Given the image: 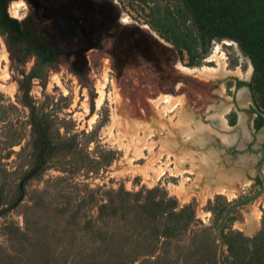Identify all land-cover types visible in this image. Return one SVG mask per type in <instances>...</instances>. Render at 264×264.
<instances>
[{
	"label": "rangeland",
	"instance_id": "1",
	"mask_svg": "<svg viewBox=\"0 0 264 264\" xmlns=\"http://www.w3.org/2000/svg\"><path fill=\"white\" fill-rule=\"evenodd\" d=\"M10 1L0 0V264H219V220L231 203L262 185L256 171L264 141L259 60L233 39L201 41L179 0H23L17 18L6 11ZM62 15L71 29L67 37L56 31L67 25ZM214 52L223 53L230 68L251 67L250 77L205 80L175 65H214L206 60ZM221 84L230 101L219 94ZM241 86L246 107L235 99ZM162 94L170 95L162 104L177 103L162 118L172 122L183 96L196 119L206 117L209 104L213 112L230 102L244 113L251 138L236 127L230 145L215 134L200 144L165 126L147 138L155 147L137 159L126 152L115 114L158 127L150 98ZM226 117L236 124L234 109ZM33 122L46 125L49 150L41 162L31 142ZM160 139L174 141L176 154L218 150L215 166L233 184L198 159V180L196 173L167 170L156 178L150 166L168 161L164 155L149 163ZM182 179L192 190L185 198L177 193ZM218 184L233 192L210 193L208 186ZM263 201L264 190L227 214L224 264H264ZM254 207L259 218L248 231L242 225Z\"/></svg>",
	"mask_w": 264,
	"mask_h": 264
},
{
	"label": "bare ground",
	"instance_id": "2",
	"mask_svg": "<svg viewBox=\"0 0 264 264\" xmlns=\"http://www.w3.org/2000/svg\"><path fill=\"white\" fill-rule=\"evenodd\" d=\"M206 60L213 61L214 65L204 64L201 67H192V68L183 66L180 62H177L175 65L180 70V72L182 71L187 74H194L197 76L202 75L205 80H211L215 78L223 79L231 74L236 75L240 78L248 79L251 75V71H252L251 67H248L244 71L241 69L240 66H236L234 68L228 67L227 62L224 59L223 53L218 54L214 52ZM179 86L180 83H177L176 88H178ZM103 87L104 84H102V88L100 90L99 101H101L102 94L104 93ZM245 90H246L245 86H241L236 90L235 99L238 105L241 107H246L247 105L245 100ZM218 91L219 94L223 96L226 100L230 101L232 99L230 95L228 94L225 95L224 84L220 85ZM169 96L162 94L155 98H150V101L153 102V105L156 107L157 112L161 117V119L159 118L160 121L158 120L160 122L158 127L157 126L154 127L153 126L154 123L152 124L146 122H142L141 125H138L136 121H129L123 118L122 116H120L118 113L115 114L118 128L126 141L125 143L126 152L131 150L132 151L131 153H133L134 157H136L137 159H140L143 156H145L144 155L145 149L152 150L155 147V143L153 141L149 142L147 138L149 136L154 135L156 131L159 132L165 126L176 127L178 131L182 134L183 140L196 139L200 144H203L205 139H207L212 134H215L221 137L222 142L224 144L230 145L237 140V134L229 133V131L233 130L236 127L240 128L241 136L243 137V139L248 140L251 138L250 132L246 129L245 126L244 113L241 110H238V108L237 109L236 107L234 108L232 103L230 102L225 103L224 105L222 104L223 106L220 108L219 111H213V112L210 111L213 105L209 104L207 108L206 117L196 119L191 114L186 112V109L184 107V104L186 103V98L183 96L182 102L179 103L180 107L178 113L176 114L177 120L172 122V120L170 121V117L167 118V121L163 120L162 118L164 116H167L168 112L172 111L176 103L175 102V103L162 104V102L168 100ZM233 109L237 112V122L235 125H231L226 117V115ZM209 119L212 120V123L208 121ZM214 123L220 124L221 129L224 131L221 132L216 130L215 127H213ZM158 142H159V149L157 148L158 151L155 153V155L149 158V163L152 164L156 161L160 162L161 161L160 159L164 155L168 157L167 158L168 161L165 163L162 162V164H159L157 167H153L152 165L154 164L150 166L153 172L155 173L156 178L160 177L167 170L169 174H172L173 176L183 175L185 172L196 173V179L198 180L199 176L201 175V170L197 169L196 159H198L199 161L204 162L207 166H209V171L213 174H216V176L219 179L226 180L229 184L233 182L234 178L232 176H229L226 172L220 171L215 166V157H217L218 155V150L214 149V150H210L208 153H205V152H198L193 149H187L181 154H176L174 152V148L176 147V143L174 141L171 142V141H166L165 139H160ZM259 149L257 150L258 152ZM195 154H197L198 156H196ZM245 160L246 158L244 157L241 158V162L244 163ZM170 164H173V166H170ZM144 173L145 176L147 177L148 174L146 173V171H144ZM262 173L264 176V170H262ZM184 183H186L185 179H182L177 185V193L183 198L187 197L190 191H192L190 185L188 187H185ZM194 184H196L195 181L192 183V185L194 186ZM208 190L210 193L216 192L222 194L224 193L231 194V192H233L228 187V185L225 184H218L215 187L208 186ZM262 206H264V201L262 202ZM258 218H259V213L256 210V207H254L252 212L248 215L247 221L242 226L249 231L251 229L252 223L258 220Z\"/></svg>",
	"mask_w": 264,
	"mask_h": 264
},
{
	"label": "trees",
	"instance_id": "3",
	"mask_svg": "<svg viewBox=\"0 0 264 264\" xmlns=\"http://www.w3.org/2000/svg\"><path fill=\"white\" fill-rule=\"evenodd\" d=\"M199 38L207 42L212 38L235 40L254 60L258 59L264 72V0H179ZM244 84L238 80L237 85ZM261 107L264 110V86ZM32 114L34 106L24 98ZM31 142L37 159L46 160L49 140L46 125L33 122Z\"/></svg>",
	"mask_w": 264,
	"mask_h": 264
},
{
	"label": "water",
	"instance_id": "4",
	"mask_svg": "<svg viewBox=\"0 0 264 264\" xmlns=\"http://www.w3.org/2000/svg\"><path fill=\"white\" fill-rule=\"evenodd\" d=\"M234 154H236V153H234ZM263 158H264V142H263V145L259 149V158H258L257 165H256V171L258 172L260 181L262 183L261 188L258 191H256L255 193H252V194L246 196L245 198H243V199H241L239 201L231 203L225 209L223 216L221 217V219L219 220V222H218V224L216 226V233H217L218 239L220 241L219 264H224V262L222 260V257H221V254H222V250L221 249H222V244H223V239H224L223 238V232H222V229H221V225H222L223 221L225 220L227 214L229 213V211L233 207H235V206H237L239 204H243L244 202H247L249 200H252L253 198L258 196L264 190V176H263V173H262V170H261V164L263 162Z\"/></svg>",
	"mask_w": 264,
	"mask_h": 264
},
{
	"label": "flooded vegetation",
	"instance_id": "5",
	"mask_svg": "<svg viewBox=\"0 0 264 264\" xmlns=\"http://www.w3.org/2000/svg\"><path fill=\"white\" fill-rule=\"evenodd\" d=\"M24 1L23 0H11L10 2H8V5H6V11H7V13L11 16V17H14V18H17L18 17V11H19V7L21 6V5H24ZM19 4V5H18ZM13 7V8H12ZM17 9V10H16ZM50 11H52V10H50ZM15 13H17V14H15ZM61 13L64 15L65 13H63V11H61ZM63 15H62V18L64 19V17L66 18V16L64 15V17H63ZM65 20V19H64ZM65 22H66V26H63V25H61L62 27L60 28L59 27V29H60V31L58 30V29H56V31L58 32V33H60L63 37L65 36V37H67V35L69 34V31H71V29H70V25H69V23L65 20ZM67 34V35H66ZM58 41V40H57ZM59 42V41H58ZM58 42L56 43V44H58ZM55 44V45H56Z\"/></svg>",
	"mask_w": 264,
	"mask_h": 264
}]
</instances>
